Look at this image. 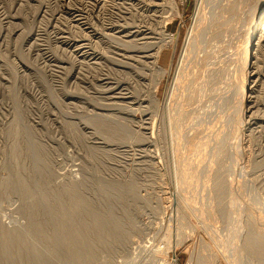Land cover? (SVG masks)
Wrapping results in <instances>:
<instances>
[{
  "label": "rangeland",
  "instance_id": "obj_1",
  "mask_svg": "<svg viewBox=\"0 0 264 264\" xmlns=\"http://www.w3.org/2000/svg\"><path fill=\"white\" fill-rule=\"evenodd\" d=\"M72 1L0 0V264L261 263L244 238L264 247V63L240 119L231 26L173 81L196 0ZM139 15L162 75L143 45L121 57Z\"/></svg>",
  "mask_w": 264,
  "mask_h": 264
},
{
  "label": "bare ground",
  "instance_id": "obj_2",
  "mask_svg": "<svg viewBox=\"0 0 264 264\" xmlns=\"http://www.w3.org/2000/svg\"><path fill=\"white\" fill-rule=\"evenodd\" d=\"M72 0H68V3H70ZM99 1V0H98ZM109 1V0H108ZM150 1V0H149ZM209 0H196V6H195V10H194V13H193V22H192V25L190 26L189 30H188V33L186 35V38L184 40V44H183V47H182V51H181V55H180V58H179V62H178V65H177V69H176V74H175V78H174V82L176 83V87L179 86L180 82L182 80L181 79V76H182V72H184L185 70H183L185 68V66L187 65L186 63L188 62V59L190 58L191 56V53L193 52L194 48H197L199 47L200 43L202 41H204V34H205V38L209 41V40H213L215 37H216V34L217 33H220V32H223L225 30H228L227 28H229V26L232 27V31H231V36L230 37H233L235 35V37L233 38H236L239 40V44H237L239 46V48L237 49V47H235V49L237 50H233L235 51L234 53L237 55L234 57V62H237L238 63V66H239V62L238 61H235L236 60H239L241 59V65L239 66L241 72H242V80H241V90L239 92L240 94V109L238 110V114H237V117H239L240 119L244 116H249L251 113V111L253 112V108L255 107V103H254V99H253V96H251V93L250 94H246L245 90H248L251 92V88L252 86L248 87V83H252V85H255L257 84L256 82L257 81V73L256 72V63L257 61H260L259 62H263L264 63V48L262 49V46L264 45V0H219V8H218V11L217 14H214L216 17L213 19V18H210L209 16V19H212L210 22H208V18H207V14L208 13H205L206 11V5L209 4L208 2ZM217 1V0H215ZM214 1V2H215ZM67 2V0H66ZM73 2V1H72ZM97 2V1H95ZM103 2V1H102ZM107 2V1H106ZM208 2V3H207ZM110 3V2H109ZM112 3V2H111ZM217 3V2H216ZM95 4V3H94ZM100 4V3H99ZM104 4V2H103ZM107 5V4H106ZM146 5V4H145ZM167 5H169L168 7L172 10H174L176 7V5L173 3L172 0H168L166 2V7ZM212 5V4H211ZM116 6V5H115ZM132 6V4H131ZM155 6V5H154ZM103 7V6H102ZM110 7V6H109ZM124 7V6H123ZM38 8V7H37ZM100 8V7H99ZM118 8V7H117ZM133 8V6L131 7ZM174 8V9H173ZM128 9V8H127ZM135 9V8H134ZM133 9V10H134ZM217 9V8H216ZM98 10V9H97ZM129 10H131L129 8ZM138 10V9H137ZM101 11V10H100ZM154 11V10H153ZM103 12V11H102ZM125 12V11H124ZM137 12V11H136ZM135 12V13H136ZM141 12V11H140ZM208 12V11H207ZM112 13V12H111ZM115 13V12H114ZM131 13V12H130ZM90 14V13H89ZM129 14V13H128ZM132 14V13H131ZM134 14V13H133ZM35 16V15H34ZM155 16V15H154ZM57 17V16H56ZM106 17V16H105ZM114 17V16H113ZM116 17V16H115ZM139 17H141L139 19V23H136L137 25H133L134 27H137L136 30L134 31H130L127 29L128 27V24H127V27L124 26V30L123 31H119L120 33L122 34H119L117 35L116 37H118L120 40V42H117L118 43V46H121L119 48V50L121 49V51H123V53L120 52L121 54V57H127V58H135L133 57L132 55H126L125 54V51H129L135 47L136 49L138 48L140 50V48L142 47L141 44L139 47L135 46V45H132L133 41H140L142 40L143 38L147 37L146 35V29L142 28L144 27L145 22H147L146 20L143 19L142 15ZM146 17V15L144 16ZM165 17V16H164ZM80 18V17H79ZM129 18V17H128ZM127 18V19H128ZM133 18V17H132ZM159 18V17H158ZM82 19V18H81ZM104 19V18H103ZM118 19V17L116 18ZM122 19V17H121ZM127 19H123V23L121 24V27L127 23ZM77 20V19H76ZM115 20V19H114ZM166 20V19H165ZM165 20L162 19V16H160V22L161 23V27L159 30V34H160V37L162 41H166V38H168V41L172 40V35H167V34H164L166 32V24L165 23ZM118 21V20H117ZM120 21V20H119ZM132 21V20H131ZM159 21V19H158ZM135 22V21H134ZM157 22V21H156ZM130 23V22H129ZM116 25V24H114ZM149 25V24H148ZM147 25V26H148ZM79 26V25H78ZM119 26V25H118ZM153 26V25H152ZM157 26V25H156ZM69 27V26H68ZM85 27V26H84ZM131 27V25L129 26ZM210 29L209 33L207 32V29L205 30V28ZM108 28V27H107ZM126 28V29H125ZM219 29V30H218ZM98 31V30H97ZM114 31V30H113ZM151 31V30H150ZM156 32V31H155ZM212 32V33H210ZM77 33V32H76ZM153 33V31L151 32ZM226 33V31H225ZM229 33H230V30H229ZM209 34L211 36H209ZM76 35V34H75ZM109 35H112V34H109ZM142 35V36H140ZM163 35H167V37L163 36ZM230 35V34H229ZM68 36V35H67ZM163 36V37H162ZM215 36V37H214ZM218 36V35H217ZM49 37V36H48ZM84 37V36H83ZM96 37V36H95ZM136 37V38H134ZM108 38V36H107ZM134 38V39H133ZM34 39V38H33ZM46 39V38H45ZM77 39V38H76ZM235 39V40H236ZM48 40V39H47ZM105 40V39H104ZM153 40V39H152ZM226 40V39H225ZM98 41V40H97ZM147 41V40H145ZM155 41V40H154ZM206 41V40H205ZM204 41V42H205ZM151 42V41H150ZM153 42V41H152ZM235 42V41H234ZM35 43V42H34ZM86 43V42H85ZM146 43V42H145ZM148 43V42H147ZM214 43V42H213ZM216 43V42H215ZM46 44V43H45ZM134 44V43H133ZM150 44V43H148ZM153 44V45H152ZM151 45H148L150 47H148L147 45H143V47L145 48L144 50L147 51V49H149L147 54H144L145 56V60L150 58L151 60H147L145 63L143 64H146V63H149L151 67H153L160 75L164 74L165 72H167L166 69H164L160 64H159V58H160V54H161V50L162 49V42L160 41V44H158L157 42L155 43H152ZM202 44L204 43H201L200 46H202ZM211 44V43H210ZM112 45V44H110ZM93 46V45H92ZM219 46V45H218ZM75 47V46H74ZM82 47V46H81ZM98 47V46H97ZM142 47V48H143ZM216 47V46H215ZM220 47V46H219ZM264 47V46H263ZM78 48V47H77ZM202 49L204 48L203 46L201 47ZM200 48V49H201ZM212 48V47H211ZM217 48V47H216ZM118 49V48H117ZM234 49V48H233ZM108 50V49H107ZM112 50V49H111ZM114 50V49H113ZM135 50V49H134ZM210 50V49H209ZM214 50V49H212ZM133 51V50H132ZM204 51V50H203ZM211 51V50H210ZM232 51V50H231ZM232 51V52H233ZM135 52V51H134ZM201 52V51H200ZM209 52V51H208ZM81 53V52H80ZM143 53V52H142ZM199 53V52H198ZM204 53V52H203ZM202 53V54H203ZM206 53V51H205ZM232 53V54H234ZM73 54V53H72ZM116 54V52H115ZM130 54V53H129ZM222 54V53H221ZM227 54V53H226ZM231 54V56H232ZM97 55V54H96ZM123 55V56H122ZM126 55V56H125ZM137 55V54H136ZM141 56H143L142 54H140ZM193 53H192V56L191 58L193 57ZM197 55V54H196ZM65 56V55H64ZM74 56V55H73ZM131 56V57H130ZM135 56V55H134ZM138 56V55H137ZM136 56V57H137ZM198 58H199V55H197ZM196 56V57H197ZM221 56V55H220ZM226 55H224L225 57ZM91 57V56H90ZM103 57V56H102ZM116 57V56H115ZM118 57V56H117ZM140 57V56H138ZM210 57V56H209ZM74 58V57H73ZM195 58V57H194ZM197 60H200L198 59ZM219 58V57H218ZM223 58V57H222ZM260 58V59H259ZM93 59V58H92ZM115 59V58H114ZM139 59V58H138ZM207 59V58H206ZM259 59V60H258ZM61 60V59H60ZM95 60V59H93ZM118 60V59H116ZM122 60V59H120ZM134 60V59H133ZM136 60V59H135ZM190 60V59H189ZM210 60V59H209ZM221 60V59H220ZM228 60V59H227ZM44 61V60H43ZM99 61V60H98ZM123 61V60H122ZM122 61H119L120 62V65L121 63H123ZM128 61V59H127ZM125 61V62H127ZM138 61V60H137ZM72 62V61H71ZM117 62V63H119ZM130 62V61H129ZM141 62V61H140ZM144 62V60H143ZM194 62V61H193ZM227 62V61H226ZM45 63V62H44ZM128 63V62H127ZM136 63V62H135ZM142 63V62H141ZM190 63V62H189ZM81 64V63H80ZM86 64V63H85ZM119 65V66H120ZM128 65V64H127ZM132 65V64H131ZM134 65V64H133ZM236 64L234 63V66ZM264 65V64H262ZM66 66V65H65ZM86 66V65H84ZM191 66V65H190ZM206 66V65H205ZM226 66V65H225ZM232 66V65H231ZM49 67V66H48ZM114 67V66H113ZM123 67V66H122ZM149 67V68H151ZM208 67V66H207ZM236 67V66H235ZM126 68V67H125ZM187 68V67H186ZM260 68V67H259ZM100 69V68H99ZM106 69V68H105ZM112 69V68H111ZM129 69V68H128ZM131 69V68H130ZM189 69V68H188ZM93 70V69H92ZM187 70V69H186ZM152 71V70H151ZM155 71V72H156ZM189 71V70H188ZM203 71V70H202ZM231 71V70H230ZM186 72V71H185ZM184 72V73H185ZM208 72V71H207ZM214 72V71H213ZM142 73V72H141ZM206 73V72H205ZM215 74V73H213ZM153 75V74H152ZM206 75V74H205ZM209 75V74H208ZM256 75V76H255ZM187 76V75H186ZM192 76V75H191ZM196 76V75H195ZM200 77V76H199ZM254 77V78H253ZM108 78V77H107ZM207 78V77H206ZM210 78V77H209ZM253 78V79H252ZM111 79V78H110ZM180 80V81H179ZM198 80V79H197ZM200 80V79H199ZM210 80V79H209ZM206 81V80H205ZM118 82V81H117ZM189 82V81H188ZM193 82V81H192ZM204 82V81H203ZM205 83V82H204ZM208 83V82H207ZM196 84V82H195ZM194 84V85H195ZM199 82L197 81V86H198ZM224 84V83H223ZM193 85V88L195 87ZM184 86V85H183ZM182 86V87H183ZM196 86V87H197ZM206 86V85H205ZM258 86V85H257ZM112 87H115V86H112ZM195 87V88H196ZM210 87V86H209ZM192 88V89H193ZM200 88V87H199ZM204 87H202L203 89ZM215 88V87H214ZM176 89V88H175ZM218 89V88H217ZM224 89V88H223ZM255 89V88H253ZM113 90V89H112ZM199 90V89H198ZM201 90V89H200ZM111 91V90H110ZM120 91V90H119ZM123 91V90H122ZM125 91V90H124ZM121 92V91H120ZM119 92V93H120ZM130 92V91H129ZM148 92V91H147ZM116 93V92H115ZM118 93V92H117ZM118 93V94H119ZM179 93V92H178ZM186 93V92H185ZM201 93V92H200ZM258 93V92H257ZM114 94V93H113ZM112 94V95H113ZM122 94V93H120ZM170 94V93H169ZM198 94V93H197ZM203 94V93H202ZM116 95V94H115ZM182 95V94H181ZM185 95V94H184ZM194 95V94H193ZM218 95V94H217ZM126 96V95H125ZM183 96V95H182ZM118 97V95H117ZM179 97V96H178ZM189 97V96H188ZM124 98V97H123ZM256 98V97H255ZM180 102V101H179ZM234 103V102H233ZM236 103V102H235ZM165 104V103H164ZM182 104V102H181ZM173 105V104H172ZM175 105V104H174ZM186 105V104H185ZM238 105V103H237ZM179 106V105H178ZM198 106V105H197ZM180 107V106H179ZM182 107V106H181ZM235 107V106H234ZM180 110V109H179ZM188 110V109H187ZM236 111V110H235ZM115 112V111H114ZM180 112V111H179ZM175 113V111H174ZM177 113V112H176ZM182 113V111H181ZM173 114V112H172ZM190 114V113H189ZM174 115V114H173ZM182 115V114H181ZM190 116V115H189ZM192 116V115H191ZM175 117V116H174ZM173 117V118H174ZM188 117V116H187ZM179 118V117H178ZM189 118V117H188ZM192 118V117H191ZM189 118V119H191ZM147 119V118H146ZM153 119V118H152ZM171 120V118L169 119ZM175 120V119H174ZM239 120V119H238ZM245 120V119H244ZM133 121V120H132ZM178 121V120H177ZM188 121V119H187ZM141 122H143L141 120ZM145 122V121H144ZM238 125V123H237ZM244 125V124H243ZM240 126V125H239ZM242 126V125H241ZM240 126V127H241ZM238 127V126H237ZM239 127V128H240ZM178 128V127H177ZM192 128V127H191ZM242 128V127H241ZM145 129V128H144ZM168 129V128H167ZM172 129V128H171ZM190 129V128H189ZM238 129V128H237ZM156 130V129H155ZM178 130V129H177ZM242 130V129H241ZM175 131V130H174ZM238 134V133H237ZM236 134V135H237ZM242 134V133H241ZM153 135V134H152ZM150 136V135H149ZM180 136V135H179ZM186 136V135H185ZM239 136V135H237ZM236 136V137H237ZM188 137V136H187ZM147 139V138H146ZM236 139V138H235ZM239 139V137H238ZM237 139V141H239ZM202 140V139H201ZM204 140V139H203ZM184 142V141H183ZM186 142V141H185ZM244 142V141H243ZM239 143V142H238ZM235 144V145H238ZM147 144V143H146ZM174 145V143H172ZM182 144V143H181ZM185 144V143H184ZM204 144V143H203ZM203 144H202V148H203ZM206 145V144H205ZM209 145V144H208ZM207 147V146H206ZM209 147V146H208ZM181 149V148H180ZM203 150V149H202ZM231 150V149H230ZM201 151V150H200ZM241 152V151H240ZM233 153V152H232ZM239 154V153H238ZM183 164V163H182ZM184 165V164H183ZM185 166V165H184ZM187 169V168H186ZM216 171V170H215ZM212 173V172H210ZM208 173V175L210 174ZM215 173V172H214ZM205 174V173H204ZM213 175V173H212ZM195 176V175H194ZM216 176V175H215ZM193 177V176H192ZM211 176L209 175V178ZM194 178V177H193ZM202 178V177H201ZM212 178V177H211ZM227 178V177H226ZM225 178V179H226ZM207 179V178H206ZM216 179H217V176H216ZM214 179V180H216ZM219 179V178H218ZM217 179V180H218ZM210 180V179H209ZM198 181V180H197ZM219 181H221L219 179ZM217 183V181H216ZM219 183V182H218ZM221 183L224 184L223 182V179H222V182L219 183V185H221ZM226 183V182H225ZM215 184V183H213ZM212 184V185H213ZM222 184V185H223ZM216 186V184H215ZM213 189L216 190V188H220L217 184V187L214 188V185L212 186ZM217 188V190H219ZM222 189V188H220ZM223 189H224V186H223ZM222 189V190H223ZM206 190H209L208 188H206ZM213 190V192L215 191ZM221 190V192H222ZM211 191V189H210ZM225 191V190H224ZM220 192V190L218 191V193ZM215 193H217L215 191ZM217 193V194H218ZM210 194V193H209ZM215 195V194H213ZM219 195V194H218ZM216 196V195H215ZM220 196V195H219ZM218 197V196H217ZM199 199V198H198ZM203 209V208H202ZM201 209V210H202ZM195 210V209H194ZM199 210V209H198ZM197 211V210H196ZM205 211V210H203ZM199 212V211H198ZM195 216V215H194ZM203 216V215H202ZM203 221V220H202ZM262 229L264 230V223L262 224ZM117 226V225H116ZM118 227V226H117ZM121 228V227H120ZM250 228V227H249ZM125 229V228H124ZM250 230V229H249ZM103 231V230H101ZM113 231V230H112ZM41 232V231H40ZM61 232V231H60ZM86 232V231H85ZM88 232V231H87ZM62 233V232H61ZM115 233V232H113ZM120 233V232H119ZM248 233V232H247ZM47 236V235H46ZM45 238H48V236ZM101 236V235H100ZM84 237H85V234H84ZM244 238V237H243ZM245 241L247 243V245L251 246L253 248V246H255L254 248L258 250V256H259V264H264V247H262L261 249H258L256 244L253 242V239H255V237L253 235H251V233L249 232L247 234V236H245ZM59 243V242H58ZM254 243V244H253ZM62 245V244H61ZM69 246V245H68ZM218 247V246H217ZM86 255V254H85ZM80 259V258H79ZM229 259V258H228ZM226 258V260L228 261L229 264H234L232 262H230ZM240 261V259H239ZM80 262V261H79ZM245 262V261H244ZM246 263V262H245ZM27 264V263H26ZM247 264V263H246Z\"/></svg>",
  "mask_w": 264,
  "mask_h": 264
}]
</instances>
